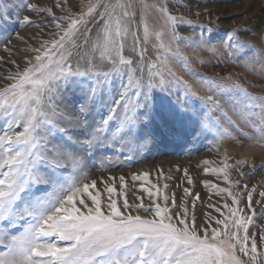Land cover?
<instances>
[{
  "label": "snow or ice",
  "instance_id": "obj_1",
  "mask_svg": "<svg viewBox=\"0 0 264 264\" xmlns=\"http://www.w3.org/2000/svg\"><path fill=\"white\" fill-rule=\"evenodd\" d=\"M67 3L56 0L54 7L64 13L59 16L31 0L24 4L30 12L47 13L55 31L40 47L25 50L34 54L26 58L27 66L7 74L10 82L0 88V247L6 249L0 252V264H264V250L249 227H261L253 219L254 186L248 190L243 185L246 212L231 188L203 181L216 195L226 193L231 205L224 203L225 213L209 204L221 218L207 214L205 224L197 226L186 204L177 205L175 194H162L148 172L131 176L151 185L141 186L150 201L145 205L140 197V203H129L126 195L118 204L111 176L108 182L100 180L107 193L102 202L98 181L89 182L84 171L85 158L99 148L119 145L132 151L154 141L153 125L161 134L211 137L217 144L233 138L232 129L264 146V96L254 95L232 74L209 76L194 70L181 45H200L177 31L179 23L192 21L172 14L168 0H87L78 14ZM0 7H5L3 0ZM152 12L162 21L159 29L147 20ZM23 23L35 21L25 15ZM236 32L226 34L223 53L211 46L210 37L200 44L215 56L259 63L264 73V45L256 51ZM153 40L154 58L147 55ZM97 61L106 62L107 70H99ZM157 92L170 98L158 109L153 104ZM227 161L225 157L222 166L205 167L204 172L222 176L234 188L240 182L229 180L232 166ZM244 164L237 160L235 168ZM184 176L192 185L187 169ZM119 181L125 188L123 175ZM183 192L192 195L187 187ZM259 195L264 197V191ZM199 199L194 194L193 207ZM20 221L23 231L9 233ZM259 242L264 244V227Z\"/></svg>",
  "mask_w": 264,
  "mask_h": 264
},
{
  "label": "rangeland",
  "instance_id": "obj_2",
  "mask_svg": "<svg viewBox=\"0 0 264 264\" xmlns=\"http://www.w3.org/2000/svg\"><path fill=\"white\" fill-rule=\"evenodd\" d=\"M27 2L28 0H3L5 7H0V88L6 87L10 82L4 78L7 74L15 73L17 66L20 70L27 66L25 63L26 58L34 54L25 50L40 47L44 41L52 38L51 33L55 31L54 26L49 23L51 18L47 13L30 12L24 7ZM31 2L37 4L40 8H52L57 16L64 14L59 8L54 7L56 0H31ZM147 2L151 3L152 0H147ZM85 3H87V0H68L65 7L70 9L73 14H78ZM168 6L172 14L183 15L186 19L192 21L191 25L179 23L177 31L181 36L192 37L196 44L200 45L199 47L196 45L192 47L181 45L194 70L209 76L217 73L220 75L232 74L234 79L238 78L254 95L264 96V73H261L259 63L246 64L242 58L232 57L229 59L222 54L215 56L211 51L204 50L208 45L200 44L201 40H208L210 37L211 46L223 53L222 42L227 39L226 34L236 29V35L241 41L256 45L255 50L259 51L260 46L264 45V0H168ZM25 15H28L35 23L31 25L24 24L23 16ZM139 20L138 11L137 23H139ZM147 20L150 26L156 27L155 29H159L162 23L155 12H152ZM208 29H211V31H208ZM152 43H155V41L153 40L147 45V55L154 58L155 49L152 47ZM130 53L131 49L126 47L125 54ZM250 56L251 53H249ZM197 58H202L204 63L201 64ZM81 64L83 65V61H81ZM97 64L101 71H106L108 68L106 62L100 64L97 61ZM188 78L185 75V79ZM169 99L163 93H154V108L158 109L162 102ZM233 119L236 118L233 117ZM237 123L240 124L241 122L237 121ZM3 126V119H0V129ZM241 128L244 132L250 134L252 132L251 128L244 127L242 124ZM153 129L156 131L157 139L137 145L132 151L114 145L109 148H99L95 150L94 154L90 153L85 158L87 167L84 171L88 175L89 182L92 179L98 181L96 190L100 191L102 202L106 201L107 193L104 191V184L100 180L102 178L105 182H108V178L111 176L116 178L111 183L117 189V194L113 198L117 199L118 204L123 202L125 195L129 203H140L141 201L137 199V197H140L145 205L149 204L148 194L142 190L141 186L147 188L151 185L131 179L133 173L148 172L151 183L157 184L161 189V193L167 194L170 198L175 194L176 204L185 203L189 215L194 214L196 224L200 226L205 224L207 214L221 218L220 213L216 212L214 208L208 207L209 204L219 206L221 211L225 213L227 209L223 208L224 203L231 205V198L226 193L216 195L215 190L205 187L203 181H211L221 188H231L241 200L239 207L245 208L246 212L248 211L246 207L248 202L243 185L247 184L249 186L248 190H251L253 186L256 189L252 193L253 207L256 209V215L253 218L254 224L264 227V219L260 218L262 212H264V203H257L258 201L264 202V197L259 195L260 191H264V167H262L264 165V146H259L254 140L232 129L230 131L233 138L225 139L219 144L215 143L211 137L194 140L191 135L183 133L178 137L161 134L158 125H153ZM225 157L228 158V164L232 166L228 169L229 180L240 182L234 188L229 183H225L222 176L218 178L204 172L205 167L222 166L221 162ZM204 160H208L210 164L205 165ZM237 160H243L245 164L240 168H235ZM185 169L193 179L192 185L187 183L184 176ZM241 171L244 176L239 175ZM121 175L125 177L126 181V187L123 189L120 188L119 177ZM165 184L168 185L166 189L164 188ZM185 187L191 190L192 195L184 196L183 189ZM96 190H93V194ZM152 191H155V189H152ZM121 192L124 195H119ZM196 193L199 194L200 199L196 200L195 207H193L191 201ZM158 202L163 204L162 197ZM169 207H172L171 199L169 200ZM177 211L182 213L183 210L177 209ZM211 223L212 226H215L214 221ZM24 226V221H20L14 227H10L8 232L19 234L23 231ZM249 227L250 233H257L258 248L264 250V244L259 242L261 227L252 225ZM5 250V248L0 247V252Z\"/></svg>",
  "mask_w": 264,
  "mask_h": 264
},
{
  "label": "bare ground",
  "instance_id": "obj_3",
  "mask_svg": "<svg viewBox=\"0 0 264 264\" xmlns=\"http://www.w3.org/2000/svg\"><path fill=\"white\" fill-rule=\"evenodd\" d=\"M257 3V2H256ZM259 6V5H258ZM228 8V7H227ZM227 8H225V9H227ZM245 8V7H244ZM216 9V8H215ZM237 9V8H236ZM253 10V9H252ZM251 10V11H252ZM256 10V9H255ZM215 11V10H214ZM222 11V10H221ZM236 11V10H235ZM239 11H241V10H239ZM247 11V10H246ZM255 12V11H254ZM248 13H250V12H248ZM225 14V13H224ZM211 15V14H210ZM217 15V14H216ZM227 15V14H226ZM214 16V15H213ZM214 18V17H213ZM216 18V17H215ZM228 18V17H227ZM239 20V19H238ZM220 22H222L221 20H220ZM236 22V21H235ZM237 23V22H236ZM222 24V23H221ZM242 25V24H241ZM238 26H239V23H238ZM234 27V26H233ZM156 28V27H155ZM162 164H164L163 162H161ZM166 167V166H165ZM167 168V167H166Z\"/></svg>",
  "mask_w": 264,
  "mask_h": 264
}]
</instances>
